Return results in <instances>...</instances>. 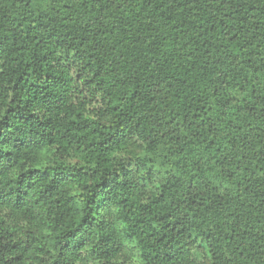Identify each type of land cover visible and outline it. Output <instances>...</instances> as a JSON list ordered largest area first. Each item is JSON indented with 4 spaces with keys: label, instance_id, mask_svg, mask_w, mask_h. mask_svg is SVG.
Returning a JSON list of instances; mask_svg holds the SVG:
<instances>
[{
    "label": "trees",
    "instance_id": "obj_1",
    "mask_svg": "<svg viewBox=\"0 0 264 264\" xmlns=\"http://www.w3.org/2000/svg\"><path fill=\"white\" fill-rule=\"evenodd\" d=\"M0 264H264V0H0Z\"/></svg>",
    "mask_w": 264,
    "mask_h": 264
}]
</instances>
